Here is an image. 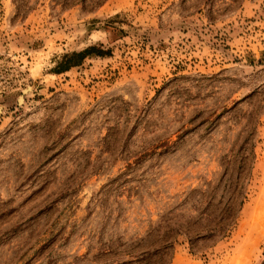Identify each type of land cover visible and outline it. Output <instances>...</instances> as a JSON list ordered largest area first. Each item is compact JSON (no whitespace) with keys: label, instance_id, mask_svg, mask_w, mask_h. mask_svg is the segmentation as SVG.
Instances as JSON below:
<instances>
[{"label":"rangeland","instance_id":"rangeland-1","mask_svg":"<svg viewBox=\"0 0 264 264\" xmlns=\"http://www.w3.org/2000/svg\"><path fill=\"white\" fill-rule=\"evenodd\" d=\"M0 264H264V0H0Z\"/></svg>","mask_w":264,"mask_h":264},{"label":"trees","instance_id":"trees-1","mask_svg":"<svg viewBox=\"0 0 264 264\" xmlns=\"http://www.w3.org/2000/svg\"><path fill=\"white\" fill-rule=\"evenodd\" d=\"M91 50H92V48L87 49V50H85V51L82 52V53H72V54H70V55H65V57H64V61H65V63H60V65H59V69H57V70H61V71H66V70H68L69 67L74 66V64H76V63H67V62H71L72 59H74V58H76V57H81V58H82L83 55H87V54H89V52H90ZM57 72H59V71H57Z\"/></svg>","mask_w":264,"mask_h":264}]
</instances>
